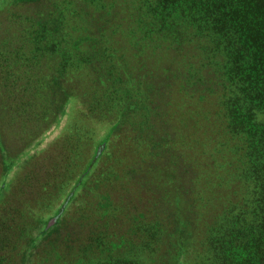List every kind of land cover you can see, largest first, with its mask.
<instances>
[{
	"label": "trees",
	"instance_id": "trees-1",
	"mask_svg": "<svg viewBox=\"0 0 264 264\" xmlns=\"http://www.w3.org/2000/svg\"><path fill=\"white\" fill-rule=\"evenodd\" d=\"M54 1L41 12V33L51 32L54 26L48 22L55 12V18L67 25L59 43L56 39L43 43L58 53L63 34H76L69 43L86 40L73 48L88 52L79 56L84 69L74 72L72 79L90 84L82 89L85 97L92 95L85 106L88 117L107 111L113 115L111 120L117 119L110 124L109 134H117L115 127L125 126L137 114L161 118L164 101L175 94L176 102L196 97L202 109L218 118L228 146L235 142L237 149H219L215 155L221 167L216 174L225 168L224 177H218L228 191L217 190L214 212L200 217L201 223L198 215L191 214L189 197L183 217L179 199L171 202L167 194L168 186L176 185L183 174L192 182L194 172L189 167H165L158 171L159 179L165 178L163 186L156 183L157 178L152 187L142 182L140 201L154 202L147 211L143 205L134 219L126 220L131 230L120 233L116 246L110 240L98 242L99 236L87 239L81 231L68 233L63 243L52 242L72 220L79 221L77 217L68 220V209L62 208L55 218L46 220L22 216L26 222L19 234L25 230L27 236L15 264L24 250L23 264H264V0ZM71 1L75 9L67 15ZM7 4L0 0V9ZM32 16L27 17L33 23L28 34L37 41L38 15ZM61 62L55 73L63 77V87L50 76L49 88L55 93L68 91L78 103V98L84 99L76 94L81 88L75 90L67 82ZM175 107L179 110L176 103ZM95 160L92 164H99V158ZM3 189L0 185V203ZM189 190L186 184L185 191ZM151 193L156 199L148 196ZM116 209L108 203L98 213L113 217ZM93 217L81 219L78 225H92L96 230L93 221H101V229L113 230L114 220L100 219L99 214ZM29 219L33 221L26 229Z\"/></svg>",
	"mask_w": 264,
	"mask_h": 264
},
{
	"label": "rangeland",
	"instance_id": "rangeland-1",
	"mask_svg": "<svg viewBox=\"0 0 264 264\" xmlns=\"http://www.w3.org/2000/svg\"><path fill=\"white\" fill-rule=\"evenodd\" d=\"M5 1L8 4L0 9V172L4 171L0 174V185L4 186L0 203V264H15L27 236L25 230L19 234L22 222H26L22 216L34 215L46 220L55 218L62 208L68 209V220L77 217L78 223L98 214L100 219L110 218L115 221L112 225L115 230L109 233L104 229L107 226L101 229V221H93L96 230H92V225L82 226L72 220L62 235L53 236L52 242L63 243L68 233L72 236L73 231H81L87 239L99 236L98 242L110 240L116 246L120 233L131 230L126 220L134 219L143 205L142 210L147 211L154 202L143 204L140 201L145 187L142 182L152 187L157 178L156 183L163 186L165 178L159 179L158 171L165 167L171 170L178 166L189 167L194 172L192 182H187L183 174L176 185L168 186L171 202L179 199L181 216L187 212V197L192 202L191 214L199 216V223L204 214H212L217 190L228 191L218 177H224L225 168L216 174L221 167L216 165L215 155L219 149L235 151L237 145L234 142L228 146L224 134H220L218 118L202 109L196 97L176 102L174 94L169 101H164L167 105L160 113L161 118L144 117V114L138 117L137 114L126 127H115V132L119 129L117 134H109L113 129L110 124L117 119L111 120L113 115L109 116L107 111L96 115L97 118L88 117L85 106L90 105L92 95L87 93L85 97L82 89L90 84L72 79L74 72L84 69L79 56L87 50L74 52V49L86 40L73 42L71 39L69 43L76 34H63L64 42L56 53L51 45L43 42L56 39L59 43L67 22L55 18V12L48 22L54 26L51 32L44 35L40 27L44 6L51 2L54 5L55 1ZM66 9L67 15L75 9L72 1ZM33 13L38 15L36 23L41 24L34 26V29L40 27L36 31L39 42L28 34L33 23L27 17ZM59 61L67 71V82L75 90L81 88L76 94L84 99L78 98V103L68 91L59 89L55 93L49 88L52 76L63 87V77L55 73ZM139 110L147 112L146 108ZM97 158L99 164H92ZM186 184L189 191H185ZM148 196L155 198L156 195ZM108 203L117 207L113 217L98 213ZM32 221L28 220L26 229ZM54 221L52 219L50 224ZM21 254L19 264L24 263L26 250Z\"/></svg>",
	"mask_w": 264,
	"mask_h": 264
}]
</instances>
